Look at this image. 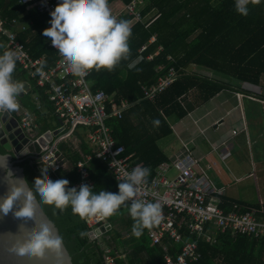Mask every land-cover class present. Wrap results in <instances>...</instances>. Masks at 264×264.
Returning <instances> with one entry per match:
<instances>
[{"label":"trees","instance_id":"1","mask_svg":"<svg viewBox=\"0 0 264 264\" xmlns=\"http://www.w3.org/2000/svg\"><path fill=\"white\" fill-rule=\"evenodd\" d=\"M129 2L107 0L112 15ZM36 3L22 5L18 0H0V15L7 20L32 21L18 33V39L32 58H42L46 65L44 69H48L58 56L41 34L46 17L37 13ZM247 7V15H241L235 9V0H146L141 11L144 19L130 23L128 57L121 59L111 70L91 69L89 80L93 90H103L132 103L120 119L110 118L107 125L117 144L124 147V155H132L136 160L134 165L150 169L148 179L154 175L157 165L167 160L157 144L161 138L171 134L167 118L171 115L183 118L187 113L180 102L181 97L188 96L194 104H202L221 90L232 89L229 84L232 79L241 81L243 86H260L264 75V0H249ZM118 19L130 21L127 15ZM141 47H145L144 50L140 51ZM3 51L4 44L0 39V53ZM189 66L212 71L228 81L188 73ZM170 69L177 74L175 80L153 100L144 99L141 86L155 84ZM13 78L26 80L28 76L17 67ZM31 92L41 105L53 111L44 88L33 86ZM21 100L40 119V112L35 109L36 105L29 103V96H23ZM153 119H159L160 124L154 126ZM48 130V126H42L35 130V136ZM61 138L62 134L57 135L50 144L68 163L57 172H52L41 161L42 153L16 159L15 164L23 169L29 182L39 179L42 168H48V176L52 179H67L69 186L79 180L76 163L90 150L81 136L78 149ZM0 152H5L1 146ZM88 170L94 191L101 188L117 191L119 181L99 160L92 158ZM221 200L225 205L239 204L242 211L257 206L222 196ZM44 212L55 222L73 264H105L103 250L88 237L84 217L72 213L70 207L60 211L45 206ZM107 221L112 228L103 240L111 248L112 255L118 249L123 253V258L115 259L116 264L163 262L162 246L151 243L146 229L139 237L132 234L133 218L125 205H121ZM216 239L214 244L198 242L201 257L192 264H264V239H249L230 232L217 233ZM164 243L175 255L177 246H170L167 240ZM80 259H83L82 263H78Z\"/></svg>","mask_w":264,"mask_h":264},{"label":"built area","instance_id":"2","mask_svg":"<svg viewBox=\"0 0 264 264\" xmlns=\"http://www.w3.org/2000/svg\"><path fill=\"white\" fill-rule=\"evenodd\" d=\"M18 2L22 5L37 2V13L46 17L45 27L49 26L50 12L58 6L56 0ZM145 3L146 0H130L114 16L118 19L121 15H127L130 17L129 22H141L144 19L141 11ZM25 24L18 19L7 20L0 15V37L4 39V50L12 49L17 52L16 68L20 67L26 72L28 79L24 84L28 90L30 86L45 89L53 113L61 121L59 130L63 132L69 129L61 139L71 135L72 131H80L81 139L90 150L89 154L83 155L76 163L79 180L71 186L78 188L80 184L87 183L93 187L88 170V163L92 158L104 164L115 180L122 179L126 171L136 166V160L132 159V155H124V147L117 144L113 138L107 120L120 119L132 103L103 90H93L89 80L91 69L83 78L74 76L58 55L53 66L44 69L42 73H35L42 58H32L28 49L18 39L17 31L25 30ZM49 46L51 47L50 44ZM144 48L141 47L140 51ZM176 76V72L170 69L167 75L160 77L155 84L141 86L143 98L153 100ZM29 81L34 84L30 85ZM19 125L32 140H37L42 135L35 136L37 126L33 118L22 117ZM235 134L237 130H231V135ZM221 145H224V141ZM41 152V161L47 164L52 172L59 171L62 163L58 159L56 148L53 151L52 147H45ZM171 171H175L176 175L169 177ZM221 196L200 165V159L195 158L187 146H183L181 151L157 165L152 178H147V182L139 186L138 198L145 202H159L162 206L161 221L151 228H145L151 243L162 246L164 255L161 264H192L198 261L201 257L198 242L214 244L217 233L230 232L249 239H264V202L259 201L256 207L242 211L237 203L225 205ZM84 218L89 239L95 241L104 252V263L116 264L117 257L123 258L122 250L118 249L114 251L115 255H112L111 248L103 240L112 228L107 221L108 217ZM101 226L105 228L104 233H96ZM164 240H167L170 246H177L175 255Z\"/></svg>","mask_w":264,"mask_h":264},{"label":"clouds","instance_id":"3","mask_svg":"<svg viewBox=\"0 0 264 264\" xmlns=\"http://www.w3.org/2000/svg\"><path fill=\"white\" fill-rule=\"evenodd\" d=\"M248 3L235 0L236 11L247 15ZM56 4L49 14V26L41 34L74 76L83 78L93 68L111 70L128 57L130 24L111 14L107 0H56ZM17 59L12 49L0 53V113L19 107L17 98L24 83L13 78ZM45 67L40 61L35 73H42ZM152 123L158 126L160 121L153 119ZM8 156L0 152V264H70L63 237L45 215V206L60 211L70 207L81 218H106L125 205L136 237L162 219L159 202L138 198L139 186L147 182L150 172L146 166L126 171L115 192L94 191L87 183L77 188L69 186L65 178L52 179L48 168H42L39 179L29 182L9 166Z\"/></svg>","mask_w":264,"mask_h":264},{"label":"crops","instance_id":"4","mask_svg":"<svg viewBox=\"0 0 264 264\" xmlns=\"http://www.w3.org/2000/svg\"><path fill=\"white\" fill-rule=\"evenodd\" d=\"M31 22L28 21L26 27ZM21 31L24 30H18L17 33ZM0 39L4 44V39ZM187 72L222 82L228 81L212 71L194 66H189ZM19 81L26 82L24 79ZM232 81V89H223L199 105L194 104L188 96L181 97L180 102L186 115L183 118L174 115L168 117L171 134L161 138L157 144L167 160L181 151L183 146H187L194 157L200 159V165L222 197L254 206L259 201L264 202V75L260 79L259 90L252 85L243 86L241 81ZM24 87L27 92L20 93L17 98L19 107L12 111L18 120L27 116L33 118L38 130L48 126V131H59L58 135L69 132V129L63 132L59 130V118L35 99L31 86L29 90L25 84ZM26 95L29 96V103L36 105L40 119L22 102L21 98ZM234 129L237 134L231 135ZM72 132L62 140L71 142L78 149L81 143L80 131ZM223 141L224 145H221ZM216 146L219 148L215 149ZM67 165L65 160L62 166ZM258 183L261 192H258ZM255 188L257 193L252 195Z\"/></svg>","mask_w":264,"mask_h":264},{"label":"water","instance_id":"5","mask_svg":"<svg viewBox=\"0 0 264 264\" xmlns=\"http://www.w3.org/2000/svg\"><path fill=\"white\" fill-rule=\"evenodd\" d=\"M58 133L59 131H52V132L46 131L41 136H39L37 140H32L30 136H28L25 132H23L22 128L19 125L18 118L13 114L12 111L0 113V146L9 155L8 156L9 166L19 176L24 177V173H23V169L15 164L16 159H20L29 154H41L42 148L51 147L50 144L52 142V139L56 137ZM54 149L55 148L52 147L53 151ZM58 159L61 160L62 164L65 161L61 155H58ZM5 219H7V217H5ZM106 226L107 228L109 227L108 224H106ZM3 227L8 228L9 225L4 224ZM104 231L105 228L101 226L99 230H96V233H100V232L104 233ZM89 236L90 238H92L91 233L89 234ZM82 262L83 259L78 260V263H82ZM70 264H73L71 256H70Z\"/></svg>","mask_w":264,"mask_h":264},{"label":"rangeland","instance_id":"6","mask_svg":"<svg viewBox=\"0 0 264 264\" xmlns=\"http://www.w3.org/2000/svg\"><path fill=\"white\" fill-rule=\"evenodd\" d=\"M130 23H131V22H129V24H130ZM229 84H230L231 86H232V85L234 86L233 81H230ZM263 84H264V83H263ZM263 87H264V86H263ZM254 88L257 89V90H259V89H260V86H259V87H254ZM255 128H258V127H255ZM174 175H176V172H175V171H171V174H169V177H173ZM258 185H259V186H258V192H259V191L261 192L260 184L258 183ZM255 191H256V188H255V190H254V189L252 190V192H251L252 195H254V193H257V191H256V192H255Z\"/></svg>","mask_w":264,"mask_h":264}]
</instances>
